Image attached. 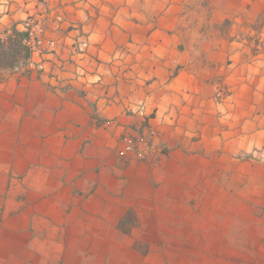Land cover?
Segmentation results:
<instances>
[{"label":"crops","instance_id":"obj_1","mask_svg":"<svg viewBox=\"0 0 264 264\" xmlns=\"http://www.w3.org/2000/svg\"><path fill=\"white\" fill-rule=\"evenodd\" d=\"M34 13L57 45L42 72L0 68V264H149L152 214L188 202L122 139L211 132L212 59L233 54L212 27L264 38V0H0V37Z\"/></svg>","mask_w":264,"mask_h":264},{"label":"rangeland","instance_id":"obj_2","mask_svg":"<svg viewBox=\"0 0 264 264\" xmlns=\"http://www.w3.org/2000/svg\"><path fill=\"white\" fill-rule=\"evenodd\" d=\"M22 26L18 31L27 34L24 45L30 56L24 59L18 52L15 58L16 49L6 43L3 63L17 65L29 76L33 70L44 71L32 58L54 52L57 42L47 35L46 13L30 14ZM14 30L0 39L8 40ZM224 40L232 44L233 54L226 62L214 60L212 54V121L205 122V129L211 125L212 131L193 136L173 133L170 143L166 134L147 124L137 136H124L118 150L120 157H135L165 174L167 191L182 190L188 202L169 214H152L161 218L159 226L149 230L157 237L149 244L135 245L146 252L149 264H264L262 83V97L254 95L264 66L259 67V78L246 67L247 60L264 65V38L245 36L237 21L228 20L212 27V44L222 47ZM128 146L131 150L122 156ZM181 198L179 194L172 199Z\"/></svg>","mask_w":264,"mask_h":264},{"label":"trees","instance_id":"obj_3","mask_svg":"<svg viewBox=\"0 0 264 264\" xmlns=\"http://www.w3.org/2000/svg\"><path fill=\"white\" fill-rule=\"evenodd\" d=\"M26 39L27 34L18 30H14L13 35L9 36L8 40L5 41L0 39V68L5 66L3 60L6 59L5 53L7 52L3 51V49H5L6 43L12 45V48L10 49H16L13 50V56L15 58L17 57L16 55L18 52V56L23 53L21 57H23L24 59L30 56L28 48L24 45V41H26Z\"/></svg>","mask_w":264,"mask_h":264},{"label":"built area","instance_id":"obj_4","mask_svg":"<svg viewBox=\"0 0 264 264\" xmlns=\"http://www.w3.org/2000/svg\"><path fill=\"white\" fill-rule=\"evenodd\" d=\"M37 42L39 43L40 40H38ZM40 43H41V42H40ZM29 45H31V42H29ZM127 150H131V146H128L125 150H123V151L121 152V155H122V156L125 155Z\"/></svg>","mask_w":264,"mask_h":264}]
</instances>
